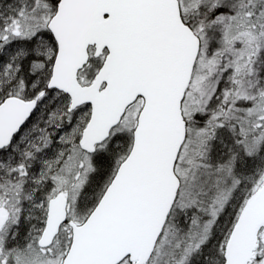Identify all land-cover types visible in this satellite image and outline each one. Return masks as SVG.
I'll use <instances>...</instances> for the list:
<instances>
[{"label":"snow or ice","instance_id":"obj_1","mask_svg":"<svg viewBox=\"0 0 264 264\" xmlns=\"http://www.w3.org/2000/svg\"><path fill=\"white\" fill-rule=\"evenodd\" d=\"M0 264H264V0H0Z\"/></svg>","mask_w":264,"mask_h":264}]
</instances>
